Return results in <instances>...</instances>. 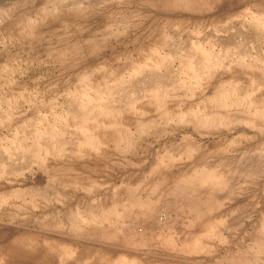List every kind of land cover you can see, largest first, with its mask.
I'll use <instances>...</instances> for the list:
<instances>
[{
	"label": "rangeland",
	"instance_id": "obj_1",
	"mask_svg": "<svg viewBox=\"0 0 264 264\" xmlns=\"http://www.w3.org/2000/svg\"><path fill=\"white\" fill-rule=\"evenodd\" d=\"M0 264H264V0H0Z\"/></svg>",
	"mask_w": 264,
	"mask_h": 264
}]
</instances>
